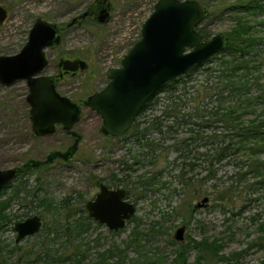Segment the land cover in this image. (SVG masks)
<instances>
[{"label": "rangeland", "instance_id": "374dc122", "mask_svg": "<svg viewBox=\"0 0 264 264\" xmlns=\"http://www.w3.org/2000/svg\"><path fill=\"white\" fill-rule=\"evenodd\" d=\"M158 1L107 0L112 7L109 21L100 24L91 17L81 25L68 27L58 47L47 50L50 65L44 75L55 74L61 58H81L89 63V69L65 78L59 84L58 92L73 102H79L101 91L109 82L108 70L121 67L123 58L140 41L143 25ZM196 1L209 12L198 27L208 33L209 39L218 34H225L229 39L239 19L247 20L253 33L264 35V27L259 25L264 16L238 13L235 7L240 0ZM94 2L0 0V5L8 12L6 21L0 25V56L19 53L27 44L30 30L38 18L66 26ZM233 60L229 53L215 55L203 64L200 71L180 82L176 94L157 95L154 104L137 121L143 128L147 127L161 116L174 97L192 93L208 83L215 86L214 97L205 101L210 110L215 112L219 107L238 106L233 104L235 96L229 97L231 94L226 91L220 94L221 84L216 89L223 69ZM249 78L254 84V95L259 94L258 82ZM259 82L264 89V77ZM28 94L27 81H19L10 87L0 84V168L24 167L27 172L12 182V187L18 186L23 192L22 197L26 194L27 197L14 202L10 208L21 217L0 230V264H100L103 260L101 254L114 247L127 249L120 264H145L147 260L152 264H177L175 260L181 246L187 250L186 264H197L200 252L194 244L203 239L210 243L218 240L223 247L220 252L223 258L211 257L212 260L209 258L207 262L264 264L263 145L250 143L237 157L209 165V168V162H204L209 157H204L205 160L197 162L201 166L187 172V177L192 180L186 184L175 170L177 153L172 148L178 140L188 137L183 128L178 133L165 134L152 130L148 132L146 145V142H137L138 136L133 132L120 139L106 136L101 131L103 122L100 116L84 109L72 134L59 127L53 135L35 137ZM263 111L262 106H256L242 119L260 118ZM214 121L212 119V123ZM223 130L225 125L218 123L205 133L213 143L215 136ZM253 147L260 154L253 155L248 150ZM54 152L61 153L60 158L52 156ZM197 153H206V149ZM31 162L41 165L29 168L27 165ZM238 163L244 167H238ZM207 177L212 179L202 180ZM97 179L107 183L114 179L128 181V187L123 188L131 191L130 202L135 205L136 213L118 232L92 222L88 229L72 233L66 220L68 210L61 208L62 204L71 199L72 209L80 211L98 193ZM11 189L0 200L10 195ZM206 197L209 198L207 206L195 209ZM45 198L51 202H44ZM35 215L42 218L40 232L17 243L15 225ZM183 226L186 232L182 243L176 241L174 235ZM107 257L109 264L117 263L118 259Z\"/></svg>", "mask_w": 264, "mask_h": 264}, {"label": "water", "instance_id": "95a60500", "mask_svg": "<svg viewBox=\"0 0 264 264\" xmlns=\"http://www.w3.org/2000/svg\"><path fill=\"white\" fill-rule=\"evenodd\" d=\"M109 8L106 6L98 17L100 24L108 22ZM89 13L73 19L71 25L83 23ZM208 13L196 0H159L143 25L140 41L124 57L121 67L108 71L106 87L80 103L61 96L57 86L65 75L74 77L88 69L89 63L82 59H62L58 76L42 75L49 65L46 50L58 46L62 34L58 24L39 18L18 54L0 56V83L10 87L27 81L30 88L27 101L35 136L53 135L58 125L65 130L73 129L81 120L83 108L100 116L105 134L121 136L131 129L144 106L166 83L185 76L193 67L205 64L228 48L227 35L218 34L204 40L197 31ZM7 15L6 8L0 5V25ZM15 174L16 170L0 168V192ZM97 186L100 192L86 205L89 216L111 231L124 229L136 213L134 204L126 200L129 191L109 189L99 180ZM208 202L206 197L195 208L206 207ZM41 228L42 219L37 215L18 222L16 242L39 233ZM185 232L184 226L179 228L175 240L183 242Z\"/></svg>", "mask_w": 264, "mask_h": 264}, {"label": "trees", "instance_id": "16d2710c", "mask_svg": "<svg viewBox=\"0 0 264 264\" xmlns=\"http://www.w3.org/2000/svg\"><path fill=\"white\" fill-rule=\"evenodd\" d=\"M235 8L238 13L264 16L263 0H240L239 5ZM246 21L245 19H239L236 23V28L231 31L233 33L229 35L228 48L222 53H229L234 57V60L229 62L223 69L220 75L221 82H218L216 85V89L220 84L222 86L221 91H219L220 94L226 91L231 94L229 97L235 96L236 100L234 101L233 99V104L237 103L238 106H229L227 109L219 107L215 112L210 110L209 105L205 101L214 97L213 91H215V86L208 83L194 90L192 93L186 92L183 96L178 95L174 97L175 100L164 108L161 116L155 118L147 127L143 128L142 124L136 121L131 129L138 136L137 142L141 143L143 141L148 145V132L152 130L165 134L174 131L178 133L183 128L188 137L178 140L172 148L177 153V157L174 160L175 170L179 171L180 179L186 182V184L192 180V178L187 177V172H193L201 166L197 162L205 160L204 157L206 156L209 157V160L204 162H209L207 167L209 168V165H216L226 159H231V157H237L244 149L246 150V146L250 143L264 146V111L261 113V119L259 116L249 121H244V118L242 119V117H245L249 113L248 110L259 105L264 108L263 84L259 85L260 78L264 77V35L261 32L253 33V28ZM259 25L264 27V19ZM198 31L203 35L204 39H209L210 36L203 29L198 28ZM202 66H195L185 76L166 83L160 89L158 95L165 92L176 94L179 91L180 82L187 81L192 74L200 71ZM249 77L255 78L256 82H258L256 84L259 87V94L254 95L252 91L254 84L250 83ZM221 96L223 97V95ZM155 98L144 106L142 112L154 104ZM212 119L215 120L214 123H212ZM218 123L224 124L225 130L216 135V141L212 143L211 137L206 135L205 132ZM164 128L166 131L163 130ZM200 149H206V153H197ZM248 150L253 155L260 154V151H257L255 147L248 148ZM179 161H181L180 164L177 163ZM240 164L238 167L241 166ZM241 167L243 168L244 165ZM213 175H217V173H213ZM236 175L243 174L237 173ZM210 179L212 178L207 177L202 180L207 182ZM9 188H11V185ZM6 192V190L2 191L0 197ZM22 194L23 192L18 186L16 188L12 187L11 194L5 199L0 200V230L7 225L13 224L21 217V215L11 212L10 208L14 202L26 199L27 194L24 197H22ZM43 201L51 202L47 198L43 199ZM69 202L70 199L66 200L61 208H67L68 210L66 220L69 228L71 226L72 233L86 230L92 222H96L89 217L85 208L77 212L72 209V205ZM80 213L83 215H79ZM194 247L200 252L197 256V264H212L211 262H207L209 258L211 260L213 257L214 259L223 258L220 255L223 247L218 243V240L210 243L203 239L201 242H195ZM126 250L114 247L112 250L105 251V253L101 254L103 260L100 264H109L106 262V258H109L107 256L118 259L115 264H120ZM203 251L207 254H204ZM175 262L177 264L187 263V250L184 246H181L177 251ZM145 264L152 263L150 260H147Z\"/></svg>", "mask_w": 264, "mask_h": 264}, {"label": "flooded vegetation", "instance_id": "af4514ba", "mask_svg": "<svg viewBox=\"0 0 264 264\" xmlns=\"http://www.w3.org/2000/svg\"><path fill=\"white\" fill-rule=\"evenodd\" d=\"M106 6H109L110 8H109V17H108V19L110 18V15H111V9H112V7H111V5L107 2V0H95V2L93 3V5L89 8V9H87L86 11H84L83 13H81L80 15H78V16H76V17H74L73 19H75V18H77V17H80L81 15H83L84 13H87V12H90L84 19V21H86V19H89V18H93V19H95V21L96 22H98L97 21V19H98V17L101 15V13H102V11H103V9L106 7ZM7 14H8V12H7ZM7 17H8V15H7ZM7 19V18H6ZM39 19V18H38ZM42 19V18H41ZM6 21V20H5ZM46 21V20H45ZM84 21H83V23H84ZM109 21V20H108ZM49 22V21H48ZM52 23V22H51ZM71 23H72V21H71ZM71 23H69L68 25H66V26H62V25H59L60 26V29H61V34H63V32L68 28V27H71V26H74V25H81V24H83V23H81V24H73V25H71ZM99 23V22H98ZM57 24V23H56ZM32 29V28H31ZM197 31H198V28H197ZM199 32V31H198ZM30 34V33H29ZM203 36V35H202ZM29 39V38H28ZM62 39V38H61ZM204 40H208V39H204ZM55 47H58V46H52V47H49L48 49H50V48H55ZM24 48V47H23ZM47 49V50H48ZM47 50H46V56H47V59H48V61H49V65H50V60H49V57H48V55H47ZM131 51V50H130ZM129 51V52H130ZM18 54V53H17ZM62 59H65V60H67V59H70V58H61L60 60H59V62L57 63V65H56V72H55V74H53V76H58L59 75V73H60V69L58 68V65H59V63H60V61L62 60ZM73 59H81V58H73ZM73 59H71V60H73ZM124 59V58H123ZM83 60V59H82ZM86 61V60H85ZM49 65H48V67H49ZM122 65V64H121ZM47 67V68H48ZM46 68V69H47ZM119 68V67H118ZM45 69V70H46ZM88 69H89V67H88ZM88 69H86V70H88ZM112 69H114V68H112ZM44 70V71H45ZM85 70V71H86ZM110 70V69H109ZM108 70V71H109ZM81 72H84V71H81ZM80 73V72H79ZM78 73V74H79ZM42 75H44V72L42 73ZM47 76H50V75H47ZM107 76H108V72H107ZM67 77H71L70 75H65L64 77H63V79L60 81V83L65 79V78H67ZM75 77V76H74ZM109 79V78H108ZM59 83V84H60ZM109 83V82H108ZM1 84V83H0ZM28 84V83H27ZM59 84H58V86H57V92H58V87H59ZM3 85V84H2ZM5 86V85H4ZM8 87V86H7ZM106 87V86H105ZM104 87V88H105ZM103 88V89H104ZM29 93H30V88H29ZM59 93V92H58ZM97 93V92H96ZM60 94V93H59ZM95 94V93H94ZM29 95V94H28ZM93 95V94H92ZM158 95V94H157ZM156 95V96H157ZM62 96V95H61ZM91 96V95H90ZM155 96V97H156ZM28 97V96H27ZM64 97V96H63ZM89 97V96H88ZM87 97V98H88ZM67 98V97H66ZM86 98V99H87ZM69 99V98H68ZM71 100V99H70ZM85 100V99H84ZM84 100H81V101H79V102H74V103H80V102H82V101H84ZM72 101V100H71ZM84 109H89V108H83L82 109V115H83V110ZM143 110V109H142ZM92 111V110H91ZM143 112L141 111V113H140V115L142 114ZM139 115V116H140ZM139 116H138V118H139ZM138 118H137V120H138ZM81 119H82V116H81ZM136 120V121H137ZM81 121V120H80ZM134 125V124H133ZM133 125H132V127H133ZM59 127L60 128H62L63 130H65L64 128H63V126L62 125H58L57 126V130L59 129ZM132 127H131V129H132ZM131 129L130 130H128L125 134H123V135H121V136H117V137H115V136H112V135H108V134H105L103 131H102V128H101V131L106 135V136H108V137H111V138H118V139H120V138H122V137H124V136H126L127 134H129V133H131L132 131H131ZM57 130H56V132H57ZM33 131V130H32ZM68 134H72V129L71 130H65ZM55 132V133H56ZM54 133V134H55ZM33 134H34V132H33ZM34 136H35V134H34ZM48 136V135H47ZM35 137H38V136H35ZM43 137H45V136H43ZM52 156H55V157H59L60 158V156H61V153H59V152H54V154L52 155ZM64 157H68V155H64ZM39 165H41V163H37V164H34L33 162H31V163H29L27 166H30L29 168H32V166L33 167H35V168H37ZM28 168V169H29ZM24 167H22L21 169H13V170H16V176H15V178L13 179V180H11L8 184H7V186L2 190V191H8L9 189H11L12 188V182L19 176V175H23V174H27V172H24ZM100 181L101 183H103L105 186H107L109 189H113V190H115V189H124L123 187H128L126 184L128 183V181H125L124 179L122 180V179H114L113 181H112V183H107V182H104L102 179H97L96 180V183H95V185H96V187L98 188V193L100 192V188H99V186H97V181ZM10 185H11V188H9L10 187ZM124 190H127V189H124ZM1 191V192H2ZM127 191H129V190H127ZM0 192V193H1ZM98 193L96 194V196L98 195ZM96 196L94 197V199L96 198ZM130 196H131V191H129V195H128V197L126 198V200L128 201V202H130ZM94 199H92V200H94ZM71 200V199H70ZM92 200H90V201H92ZM89 202V201H88ZM87 202V203H88ZM87 203L85 204V210L87 211V209H86V205H87ZM131 203V202H130ZM133 204V203H132ZM135 206V205H134ZM196 209V208H195ZM87 214L89 215V213H88V211H87ZM90 217V216H89ZM91 218V217H90ZM42 219V218H41ZM92 219V218H91ZM94 220V219H93ZM97 222V221H96ZM43 223V222H42ZM99 223V222H98ZM15 228V227H14ZM184 242V241H183ZM182 242V243H183Z\"/></svg>", "mask_w": 264, "mask_h": 264}]
</instances>
